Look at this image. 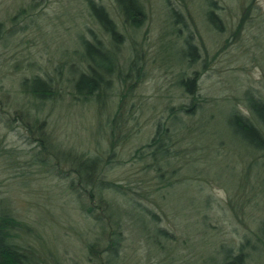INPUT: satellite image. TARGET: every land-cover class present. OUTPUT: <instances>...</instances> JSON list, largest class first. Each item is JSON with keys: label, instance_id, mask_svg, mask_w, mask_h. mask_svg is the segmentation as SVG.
<instances>
[{"label": "rangeland", "instance_id": "rangeland-1", "mask_svg": "<svg viewBox=\"0 0 264 264\" xmlns=\"http://www.w3.org/2000/svg\"><path fill=\"white\" fill-rule=\"evenodd\" d=\"M143 1L148 21L139 31H126L115 1L97 0L127 39L123 61L137 46L145 66L132 98L136 121L128 123L126 144L109 159L112 103L108 96L106 104L77 98L68 81L69 66L79 61L80 37L100 35L88 0H0V33L13 30L9 40H0V209L10 208L31 227L24 238L48 264H92L88 244H100L99 229L75 202L66 161L98 156L103 179L129 185L168 233L155 236L150 217L123 211L128 228L122 232L120 264H221L223 247L234 253L243 248L248 264H264V232L258 230L264 223V149L256 153L243 144L227 121L231 108L246 111L241 101L246 90L264 100V0H213L217 25L206 17L207 0ZM170 9L186 27L173 22ZM172 24L183 35L192 32L200 53L196 66L184 64L183 38L174 35ZM193 72L206 120L212 116L213 123L206 124L205 134L197 133L199 146L189 142L181 148L194 158L173 162L169 174L178 185L155 195L152 182L129 159L151 139L168 109L191 103L178 82ZM33 75L51 78L57 88L44 107L21 93V81ZM21 111L30 119L18 118ZM31 119L39 120L40 131L26 127ZM41 138L50 144L48 165L35 161Z\"/></svg>", "mask_w": 264, "mask_h": 264}, {"label": "trees", "instance_id": "trees-1", "mask_svg": "<svg viewBox=\"0 0 264 264\" xmlns=\"http://www.w3.org/2000/svg\"><path fill=\"white\" fill-rule=\"evenodd\" d=\"M114 1L126 31H139L148 21L143 0ZM207 3L210 9L207 10L206 17L217 25L220 20L214 11L216 3L213 0H207ZM88 8L90 16L100 27V35L91 32L90 38L80 37V52L77 53L79 61L69 66L71 77L68 81L75 97L106 104L105 99L108 96V100L112 103L110 109L112 111L108 113V157L112 159L117 156L119 148L127 142L128 123L136 121V109L133 107L132 98L144 75L143 52L139 47L133 46L129 61H123L121 49L127 42L125 35L121 33L103 4H99L97 0H88ZM170 16L173 22L186 27V22L174 9H170ZM172 25L178 30L173 31L174 35L183 38L184 64L196 66L200 60V53L192 32L188 31L183 35L182 29ZM12 32L13 30L5 34L1 32L0 40H9L13 36ZM178 83L191 97V103L168 109L164 119L156 122L151 139L136 148L129 159L134 167L146 176V183L152 182L150 187L153 193V189H156L155 195L158 192L160 195L165 190L178 185L171 181L169 174L173 162L182 163L188 157L194 158L195 153L189 155L181 148L189 142L194 145L193 148L199 146L197 133L201 130L205 134L203 129H206V124L212 122V116L208 120L205 117L207 107L198 94L199 78L196 73L193 72L189 77H181ZM20 88L28 102L39 107H44L47 101H52L58 95L53 80L45 79L40 75L24 78ZM241 101L246 111L231 108L227 119L229 130L243 144L259 153L264 149V100L250 90H246ZM21 112L22 115L19 114L18 118L25 116L30 119V113ZM198 114L201 123L195 119ZM38 122L39 120L35 123L31 119L29 126L26 127L32 131L35 129L40 131ZM40 142L41 149L36 152L35 161L48 165L50 161L45 154L50 144L48 143V146L46 140L42 138ZM68 159L66 162L70 166V177L74 176L69 184L75 202L78 204L81 202L79 204L81 210L86 211L87 216L95 222L101 237L100 244H88L92 264H120L124 247L122 232L128 228L124 226L126 223L122 217L123 211L127 213L128 210H132L142 213L146 219L150 217L155 227L152 229V234L163 237L168 235L167 231L158 227V217L133 197L138 193L132 192V188H127L129 185L121 186L103 179L100 157L75 155L72 159ZM110 163L111 160L108 161L109 169H111ZM173 171L175 172V169ZM83 200H86V206L83 205ZM258 230L264 232V223ZM30 231L31 227L19 220L10 208L0 209V264H48L43 254L25 240L24 237L30 234ZM221 255V264L249 262L247 252H244L243 248L238 253H234L232 248L223 247Z\"/></svg>", "mask_w": 264, "mask_h": 264}]
</instances>
